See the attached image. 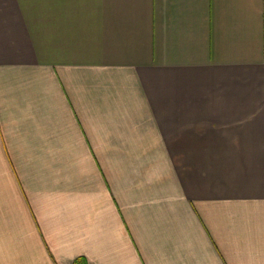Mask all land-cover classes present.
Listing matches in <instances>:
<instances>
[{
  "label": "crops",
  "instance_id": "1",
  "mask_svg": "<svg viewBox=\"0 0 264 264\" xmlns=\"http://www.w3.org/2000/svg\"><path fill=\"white\" fill-rule=\"evenodd\" d=\"M264 264V0H0V264Z\"/></svg>",
  "mask_w": 264,
  "mask_h": 264
},
{
  "label": "trees",
  "instance_id": "2",
  "mask_svg": "<svg viewBox=\"0 0 264 264\" xmlns=\"http://www.w3.org/2000/svg\"><path fill=\"white\" fill-rule=\"evenodd\" d=\"M73 264H89V262L85 257H79L75 259Z\"/></svg>",
  "mask_w": 264,
  "mask_h": 264
}]
</instances>
